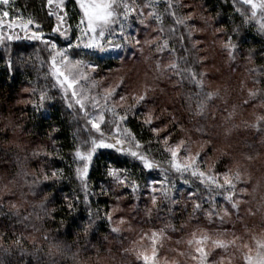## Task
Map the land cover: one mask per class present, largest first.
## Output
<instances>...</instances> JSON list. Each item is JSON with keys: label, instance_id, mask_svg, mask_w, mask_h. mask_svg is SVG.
<instances>
[{"label": "snow or ice", "instance_id": "1", "mask_svg": "<svg viewBox=\"0 0 264 264\" xmlns=\"http://www.w3.org/2000/svg\"><path fill=\"white\" fill-rule=\"evenodd\" d=\"M12 3L13 0H0V38L6 40L26 38L41 42L44 45L41 51L47 52L49 64V71L44 74L47 83L25 88L24 92L28 94L25 103L39 112L56 99L50 90L57 89L60 99L66 102V107L75 111L74 118L84 121L74 133V141L78 142L74 143L73 154V162L76 164L75 176L83 195L65 197L69 211L75 209L76 202L86 206L87 219L80 226L83 227L84 232L87 233L90 229L97 230L98 221L111 225L110 230L114 234L123 233L125 227L129 232H136L132 216L125 212V209L130 208L131 213L137 216L143 211L147 220L163 221L162 226L155 231L145 232L140 229L139 239L133 241L134 246L140 245L139 248L135 247L134 251L137 260H142L143 264H169L167 259L163 261L159 259L164 241L171 239L167 233L186 232L194 221L193 230L187 233L189 238L176 241L177 244L190 246L189 250H172L178 252L179 256L194 259L197 264H231L232 250L248 249L249 245L244 243L243 235L238 236L234 231L223 227L233 214L236 215L237 220L241 219L242 200L237 198V195L247 192L246 188L238 189V184L243 180L242 169L239 166L235 168L229 166L223 172L216 170L217 163L228 153L224 149L217 148L203 124L194 125L195 131L200 136L199 142L193 140L190 135L177 138L176 128L179 122L168 107L160 102L156 94L158 91L160 94L165 92V88L159 86L164 81L171 80L172 75L179 77L176 84L181 86L185 81L194 83L200 91L189 92L186 98L191 101L192 96H196L197 103L193 114L200 117H205L209 102L220 96L218 89L206 90L204 83L206 73L199 72L195 67L203 64L207 59L206 56L200 55L199 46L202 41L197 39L196 35L211 27L215 19L205 15L203 4L194 0L193 2L165 0V12L171 17V25L165 33L164 17L153 8L152 4H145L143 0H72L74 9L68 8L67 0H46L45 19L55 18V23L49 27L56 37V39H46L43 31L44 21L33 16L25 17L19 11L13 14ZM243 3L254 9L253 17L256 15L257 7L264 9V0H261L259 5L254 0H243ZM150 8L153 10L146 11ZM133 21L136 25L134 33L129 31L133 29ZM5 28L8 30L7 36H4ZM221 31L223 29H214V33ZM235 31L239 32V28ZM259 31L264 33V21L261 22ZM117 32L120 42L108 39ZM20 33H23V37ZM60 38H63L66 46H61ZM172 38L177 41H188L189 46L181 44L189 54L181 58L183 68L176 62L164 64L158 58L165 51L175 52V49L170 47ZM73 40L76 43H73ZM225 47L228 49L229 58L235 60L238 46L229 40ZM129 48L136 49L145 63L154 62L149 64L154 70L151 78L148 73L141 78L140 71L135 65L131 67L125 65L120 53ZM80 49L90 50L88 55L98 57L115 54L120 61L119 66L113 70L116 76L115 82H109L108 76L97 79L94 74L97 73L99 65L75 58L79 57L80 53L77 50ZM146 49L148 54L144 55ZM189 56L194 59L190 61ZM248 59L249 61L252 59L251 49ZM19 62L25 64L28 61L21 57ZM14 64L15 61H9L10 66ZM103 84L107 86L102 87ZM262 93L264 89L250 90L248 98H256ZM243 103L247 104L248 100H244ZM189 108L191 110V105ZM164 112L169 113L167 118L162 115ZM235 115L234 105L224 116V123L232 125L226 128V136L236 127L232 123ZM133 121L138 124L141 132L150 133L147 139L131 127ZM256 121L257 123L252 126L260 127L264 115H258ZM57 130L53 129V131ZM179 131L185 132L183 125H180ZM48 138L54 140L51 134ZM101 149L112 150L130 157L142 171L156 170L161 173L163 179L146 181L143 185V189L149 193L150 207L145 205L141 209L139 193L142 186L139 178L127 168L108 169L106 175L112 184L108 187L100 186L99 192H93L90 185V170ZM217 151L221 153L220 157L212 160V155ZM33 154H43L47 158L54 153L41 147ZM157 156L161 158L157 159ZM205 165L207 168L204 167ZM37 178L44 182L55 183L65 178L64 170H48V165L45 163L40 168ZM174 178L182 180L185 184L192 183L190 178H196L210 194L224 195L230 208L216 205L214 196L210 195L212 206L205 209L199 189L189 192L187 197L180 193L177 198ZM93 195L105 196L111 202L106 205L103 215L99 207L92 208ZM127 200L135 202L126 205ZM189 204L191 212H188ZM41 207L44 205L42 204ZM247 212L250 215L255 214L251 208ZM160 213L165 215L161 217ZM185 214L187 218L183 219L179 226L172 222L175 217H184ZM201 218L207 220L213 227H202ZM52 219H54V211ZM43 238L48 239L47 235ZM21 240L22 238L18 237L17 243L19 244ZM145 240L148 242L147 245L141 243ZM257 246L255 261L249 255H245L249 264H264V235L257 239ZM217 249L220 250L218 259L214 255ZM171 264L177 262L171 261Z\"/></svg>", "mask_w": 264, "mask_h": 264}, {"label": "trees", "instance_id": "2", "mask_svg": "<svg viewBox=\"0 0 264 264\" xmlns=\"http://www.w3.org/2000/svg\"><path fill=\"white\" fill-rule=\"evenodd\" d=\"M185 2H193V0H185ZM194 2L203 4L206 16L215 17L212 26L205 32L198 33L196 38L203 40L205 44L204 46L201 43L199 46L200 55H207L206 57H211L212 61L216 60L214 63L217 64L218 71L206 73L204 66L209 63L206 61L195 67L199 72L206 73L204 76L206 90L218 89L220 96L209 102L205 117H200L193 114L197 103L196 96L193 95L191 101L186 98L187 93L200 91L194 83L185 81L181 86L176 84L179 77L172 75L171 80H166L159 86L165 88V92L160 94L158 91L156 94L160 102L168 107L179 122L176 128L177 138L182 137L183 133L179 131V128L183 125L192 133V137L200 139L194 125L203 124L215 143L223 141L224 144L218 148L228 153L217 163L218 171L227 169L233 156L240 154L247 169L255 174L249 183L242 180L238 184V189L248 188L251 192L253 191L248 195L238 193L243 199L248 200L245 210L240 211L241 219L237 220L236 215L233 214L230 221L223 226L230 231H236L238 236L243 235L245 241L249 238L251 229L257 226L264 229V121L260 122V127L252 126L257 123L258 115H264V93L256 98H248L250 90L264 89V33L259 31L260 24L253 17L250 8L239 0H194ZM67 3L69 9H74L72 0H68ZM143 3L152 4L153 8L164 17L166 33L171 25V17L165 12V0H143ZM12 10L13 13L19 11L26 17L33 16L43 20L45 38L56 39L49 27L55 23V18L45 19L46 0H13ZM152 10L146 9V11ZM216 28L223 31L214 33ZM236 28H239V32L235 31ZM20 35L23 37V33ZM229 40L238 46L235 60L229 58L228 49L225 47ZM59 43L61 46H66L62 38ZM181 44L189 46L187 40L177 41L172 38L170 47L174 48L175 52L165 51L158 58L164 64L176 62L183 68L181 58L189 54L184 47H181ZM43 47L41 42L26 38L0 44V264H142V260L136 258L134 251L136 246L133 247V241L139 236L140 229L145 232L157 230L162 226V220H147L144 218L143 211L137 216L131 213L129 208L126 210L133 218L136 232H129L125 227L123 233L114 234L110 230L111 225L98 221L97 230L90 229L85 233L80 226L87 219L86 206L76 202L75 209L69 211L67 208L66 196L83 195L75 176L76 164L73 162V154L74 143L78 142L74 141V133L84 124V121L74 118L75 111L66 107V102L60 99L57 89L50 90L56 99L39 112L25 103L28 99V94L24 92L25 88L47 83L44 74L49 71V64L47 52L41 51ZM250 49L252 50L251 61L248 59ZM77 51L80 54L75 58L99 65L97 73L94 74L97 79L105 77L104 75L115 70L120 63L114 55L98 57L88 55L90 50ZM129 54L130 51L128 56ZM139 54L138 52L140 63L135 66L140 74L144 70L150 74L151 78L154 70L149 67V64L154 62L145 63ZM147 54L146 49L144 55ZM21 57L26 58L28 62L21 64L19 62ZM193 59L194 57L189 56L190 61ZM9 61H15L14 66H10ZM210 79H220L221 82L217 86H211ZM103 86L107 85L103 84ZM244 100H248V103H243ZM234 105L236 115L232 123L236 127L232 128L231 133L226 136V128L232 125L224 123V116L227 111L232 110ZM162 115L167 118L169 113L164 112ZM131 127L145 139L150 135L147 131L141 132L135 121L132 122ZM53 129L58 130L53 131ZM50 134L54 140H49ZM41 147H45L48 152H53V156L45 158L43 154L34 155L33 153ZM220 155L218 151L217 157ZM45 163L48 165V170L63 169L65 178L55 183L38 179L40 168ZM110 168L132 170L142 186L139 193L141 209L145 205L151 206L148 199L149 193L143 189V185L146 181L163 179L160 172L142 171L130 157L112 150L101 149L90 170V185L94 193L99 192L100 186L108 187L112 184L106 175ZM249 175L252 174L249 173ZM190 179L192 183L187 185L180 179L174 178L177 184V198L180 193L187 197L189 192L199 189L205 209L212 206L210 195L214 196L216 205L230 208V204L224 198L210 194L196 178ZM260 184L262 185L260 191L263 192L257 190ZM91 200L92 208L99 207L101 215L106 205L111 203L105 196L93 195ZM134 202V200H127L125 204L131 205ZM42 204L44 207H41ZM249 208L255 213L254 215L248 214ZM53 211L54 219H52ZM188 212H191L190 204ZM164 215L160 213L161 217ZM186 218V214L184 217L177 216L172 219V222L179 226ZM200 222L202 227H213L203 218ZM194 224L195 221L186 232L169 231L168 234L175 239V242L181 238L186 240L187 233L193 230ZM45 235L48 239L43 238ZM18 237L22 238L19 244ZM181 245L177 244L178 247ZM216 252L220 254L219 249ZM239 252L240 250H232L234 258L241 263Z\"/></svg>", "mask_w": 264, "mask_h": 264}, {"label": "rangeland", "instance_id": "3", "mask_svg": "<svg viewBox=\"0 0 264 264\" xmlns=\"http://www.w3.org/2000/svg\"><path fill=\"white\" fill-rule=\"evenodd\" d=\"M239 1L243 3V0H239ZM254 2L257 5H259L261 3V0H254ZM245 5H247V4H245ZM247 6L250 8V10L253 13L254 9L250 5H247ZM255 12H256V15H255L254 18H255V20L259 24H261V22L264 21V9H261V8L257 7L255 9ZM13 14H15V13H13ZM21 15H23V14H21ZM74 23H75V21H73V24ZM135 27H136L135 22H133V29H129V31H132L134 33ZM3 31H4V36H7L8 35V30L5 28ZM108 39L114 40L116 42H120V36H119L118 32L116 34H113V35L109 36ZM7 41H10V40H6V39L0 38V44H3L5 42H7ZM200 41H202L203 45L205 46L204 41L203 40H200ZM72 42L73 43H76L75 40H73ZM129 51H130V54L128 56V52ZM112 55L116 56L115 54H112ZM120 55H123L125 65L127 67H129V65H132L133 66V65H136V64H139L140 63L139 62L140 59H138V58H140V57H138V51L136 49H134V48H129V49L121 52ZM205 56H207V55H205ZM207 62H209V63H207ZM214 62H216V60L212 61L211 60V57L210 58L207 57V59H206V63L207 64H205V66H204V69L206 70V73H209V72H217L218 71L217 64L214 63ZM140 66H141V64H140ZM142 72L143 73L140 74L141 75V78H143L144 77V74L146 73L144 70H142ZM104 76L110 77V81L109 82H115V80H116V76H114L113 70L112 71H109ZM148 76L150 78V74L149 73H148ZM219 82H221L220 79H216V80L210 79L209 80V85H211V86H217V85H219ZM184 128H185V132L182 134V137L181 138H183L184 135H186V136L190 135L192 137V133L185 126H184ZM192 139L195 140V141H197V142L200 141V139H195L194 137H192ZM222 142H216L215 143L216 146H217V148L219 146H221L222 144H224ZM194 150H195V146H194ZM217 153H218V151L215 152L212 155V160H216ZM211 162L212 161H209V163H211ZM229 166H231L233 168H235L236 166H239L240 168H243V170H242L243 172H244V170H246L243 173V180H244V182L246 181V183H249L252 180V178L254 177L253 176V174H254L253 171L250 170V169L249 170L247 169L248 167H247L246 164L243 163V157L240 154H236V155L233 156V159H232L231 163L229 164ZM229 166H227V168ZM204 167L207 168V165H205ZM226 170L227 169H225L223 171H226ZM223 171L220 170L219 172H223ZM249 173L252 174V175H249ZM182 183H183V181H182ZM175 185L177 187V184H175ZM187 185H190V184H187ZM257 188H258L257 190L260 191V189H262V185L260 184ZM252 193H253V191L251 192L247 188V192L245 194L248 195V194H252ZM225 195H226V193H225ZM216 197H222V198H224V195H216ZM237 198H239V199L242 200L241 211H244L245 210L244 208H246L245 206L247 205L248 200L243 199L240 195H237ZM125 212H126V214H129V211H127L126 209H125ZM134 227L136 229V225H134ZM152 231H155V230H152ZM234 232H236V231H234ZM237 232H238V230H237ZM249 234H250L249 235V238L244 241L245 244H248L249 245V248L248 249H240V252H239V254L241 256L240 257L241 263H238L237 260L234 258L233 254H231V264H249L248 259L245 258V255L246 254L249 255L252 258L253 261H255L256 254H257V250H258L257 239H259L262 235H264V229H262V228H260V227L257 226L255 228L251 229ZM167 235L170 236L168 233H167ZM170 237H171L170 240H165L164 241V246L160 250V253H159V259L161 261L167 259L169 261V264H171V261H176L177 264H197V262L194 259H191V258H187L186 259L183 256H179L178 252L172 251L173 249H181L183 251H188L190 246H188L187 244H182L181 247H178L177 244H176V242H175V239H173L172 236H170ZM187 238H189V237H186V239ZM228 238L230 239V236ZM138 239H139V236L135 240H138ZM141 243L144 244V245H147L148 244V242L146 240L143 241V242H141ZM174 244H176V245H174ZM133 247H134V245H133ZM139 247H140V245H138V248ZM191 247L194 248V246H191ZM218 254L219 253H217V252H216V254H214L215 255V258H217V259L219 258ZM142 264H143V261H142Z\"/></svg>", "mask_w": 264, "mask_h": 264}]
</instances>
